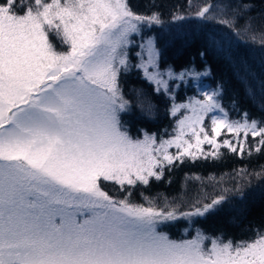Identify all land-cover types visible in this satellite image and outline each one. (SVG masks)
I'll list each match as a JSON object with an SVG mask.
<instances>
[{"label":"snow or ice","instance_id":"obj_1","mask_svg":"<svg viewBox=\"0 0 264 264\" xmlns=\"http://www.w3.org/2000/svg\"><path fill=\"white\" fill-rule=\"evenodd\" d=\"M212 7L195 15L216 19ZM229 8L231 17L219 23L237 35L249 31L251 6L224 4L221 11ZM160 17L159 11L136 14L126 0H0V264H264V231L239 242L213 238L206 247L209 238L200 231L173 240L158 230L165 222L206 218L227 202L225 194L201 206L210 199L205 194L177 215L103 190L104 182L122 189L148 185L177 162L215 160L222 148L243 156L249 137L257 140V152L264 151V120L249 119L247 112L231 119L219 85L197 87L203 99L173 103V119L186 114L176 120L174 135L165 133L168 139L147 132L133 139L122 130L120 113L128 102L119 78L130 67L142 69L154 92L165 95L170 80L195 82L207 74L160 71L152 37L141 45L147 60L130 64L129 34L141 23L162 24ZM53 34L67 50L56 49ZM203 38L209 47L221 46L211 30ZM153 108L148 105L149 114ZM222 131L233 138L221 141Z\"/></svg>","mask_w":264,"mask_h":264},{"label":"trees","instance_id":"obj_2","mask_svg":"<svg viewBox=\"0 0 264 264\" xmlns=\"http://www.w3.org/2000/svg\"><path fill=\"white\" fill-rule=\"evenodd\" d=\"M126 2L136 14L161 13L162 24L142 28L143 36L152 35L156 40L161 53L158 58L160 68H171L174 72L183 69L205 72L207 74L202 79L209 88L219 85L222 105L231 119H239L240 114L247 112L249 119L264 120V45L260 43V35L264 33V0ZM243 3L251 6L246 17L253 19L250 30H241L237 35L219 23L231 17V9L221 11V7L224 4L235 7ZM206 5L214 6L210 14L216 19L205 21L195 15ZM174 15L184 18L174 20ZM244 23V19L239 20L237 27L242 29ZM209 30L218 34L220 47H209L205 43L204 33ZM253 35L257 37L255 41L252 40ZM53 38L50 37L55 44L56 38ZM133 48L128 50V59L131 65H136ZM119 84L128 102V108L120 113V121L132 138H139L145 132L168 137L165 133H173L177 119V116L173 119L169 114L172 103L196 93L193 84L181 81L179 87L171 89L167 95L163 92L157 94L154 92L156 85L146 79L142 69L135 67L121 74ZM149 104L154 105L151 114L147 111ZM209 125V119H206L210 132ZM230 138L233 137L222 132L219 139ZM257 146V140L249 137L243 156L222 148L219 158L213 160L209 157L208 160L195 162L187 159L182 164L177 162L159 181L151 178L148 185L125 186L122 189L119 185L104 182L102 187L110 193L113 190L115 197L127 198L130 202L158 210L176 211L177 215L192 210L196 200L202 199L205 194L210 199H202L201 206L225 194L227 202L206 218H194L191 222L183 218L169 221L158 230L173 240L190 238L197 230L209 238L233 242L250 240L257 231H264V151L257 152ZM225 189L229 191L225 193Z\"/></svg>","mask_w":264,"mask_h":264},{"label":"rangeland","instance_id":"obj_3","mask_svg":"<svg viewBox=\"0 0 264 264\" xmlns=\"http://www.w3.org/2000/svg\"><path fill=\"white\" fill-rule=\"evenodd\" d=\"M140 15V14H139ZM149 26V24H147V23H141L140 25H139V31L138 32H133V33H130L129 34V37H128V43H127V46H126V48H125V51L127 52V55H128V50H129V48H133L132 50H133V52H134V54L136 55V64H140V63H142L143 61H145V60H147V50L145 49V48H142L141 47V45H143L148 39H149V37H152L153 38V36L152 35H146V36H143L142 35V28L143 27H148ZM56 38V40H54L56 43L55 44H57V45H55L56 46V49L58 50V51H65V50H67V46L66 45H63V44H61V42H60V40L59 39H57V37L53 34L52 35V38ZM53 38V39H54ZM51 40V39H50ZM58 42V43H57ZM54 43V42H53ZM157 63H158V61H157ZM166 69H168V68H165V69H162V68H160L159 67V70L160 71H165ZM185 69H183V70H179V71H177V72H175V73H177V74H179V73H181L182 71H184ZM143 71V70H142ZM164 79L165 80H168L169 79V77L167 76V75H165L164 76ZM186 81H189V83L190 84H193L194 86H195V89L197 88V87H201V88H209L208 87V85L206 84V82L202 79V77L198 80V81H195V82H193V81H191V80H186ZM180 82H181V80H179V79H172V80H170L169 81V88L170 89H173V88H176V87H179V84H180ZM182 82H184V81H182ZM215 88V87H214ZM196 91V90H195ZM193 96H196L198 99H203V96H202V94H197V92L196 93H194V94H192V95H189V96H187L186 97V99L185 100H183V101H174L173 103H175L176 105H179V104H183V103H186L187 102V100H188V98H190V97H193ZM173 103H172V105H173ZM184 114H186V113H184L183 111L181 112V113H178L177 114V119L176 120H178V119H180V117L182 116V115H184ZM209 123H210V125H211V121H210V119H209ZM175 125H176V123H175ZM209 125V126H210ZM175 127V126H174ZM211 127V126H210ZM122 130H124L123 128H122ZM206 130H207V127H206ZM208 131V130H207ZM222 132H224V133H226V131H222ZM175 133H174V131H173V133H172V135H174ZM143 136L144 135H142L141 137H139V138H133V139H142L143 138ZM169 138V136L168 137H164V139H168ZM221 141L223 140V139H220ZM204 147V149H205V151L206 152H210L211 151V148H210V146H208V145H204L203 146ZM169 151L173 154V155H175L176 154V149L173 147V148H170L169 149ZM103 190H104V188H103ZM104 191H106V190H104ZM106 192H108V191H106ZM112 193H110V192H108V194L110 195V196H112L114 199H116V200H127V198H121V197H119V196H117L116 195V197L114 196V194H115V192L112 190L111 191ZM114 193V194H113ZM128 201V200H127ZM128 202H130V201H128ZM130 203H132V204H134V205H138V204H136V203H134V202H130ZM197 231H200V230H197ZM197 231H195L194 232V234H193V236H195L196 235V233H197ZM162 232V231H161ZM200 232H202V231H200ZM203 233V232H202ZM203 235L204 236H207L205 233H203ZM192 236V237H193ZM192 237H190V238H187V239H191ZM208 237V236H207ZM209 238V237H208ZM214 237H210L208 240H206L205 241V246L206 247H210L211 246V241H212V239H213ZM184 240H186V239H184Z\"/></svg>","mask_w":264,"mask_h":264}]
</instances>
